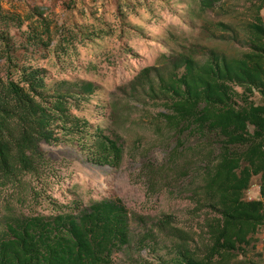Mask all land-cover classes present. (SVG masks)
<instances>
[{
    "label": "trees",
    "instance_id": "trees-1",
    "mask_svg": "<svg viewBox=\"0 0 264 264\" xmlns=\"http://www.w3.org/2000/svg\"><path fill=\"white\" fill-rule=\"evenodd\" d=\"M194 1L204 13L215 0ZM263 7L259 0L243 40L232 24L216 23L223 31L213 36L233 45L242 42V52L185 47L166 57L163 67L144 68L133 82L135 93L145 91L153 103H162L163 121L174 134H214L221 141L206 164L202 191L196 193L198 203L209 209L201 246L192 247L191 233L166 215L136 240L149 246L156 243L158 231L164 234L172 255L156 264H242L239 255L255 245V235L264 228ZM37 13L41 31L31 27L27 42L50 54L51 24L44 12ZM12 23L22 26L24 19L0 10V189H30L33 200L47 201L52 212L17 214L0 202V264H114L115 254L133 242L129 209L115 198L71 205L47 195L55 166L40 143L77 142L92 163L118 168L124 155L121 136L74 113L99 86L90 80L52 82L47 68L18 54L8 30ZM72 33L63 38L72 41ZM148 171L152 178L157 174ZM255 176L260 177V197L246 199ZM246 264L258 263L248 258Z\"/></svg>",
    "mask_w": 264,
    "mask_h": 264
},
{
    "label": "rangeland",
    "instance_id": "rangeland-1",
    "mask_svg": "<svg viewBox=\"0 0 264 264\" xmlns=\"http://www.w3.org/2000/svg\"><path fill=\"white\" fill-rule=\"evenodd\" d=\"M258 3L215 0L211 9L201 13L194 0H0V10L24 19L22 26H8L22 59L27 56L29 63L47 68L52 82L94 81L99 91L74 113L103 127L106 133L121 136L124 155L118 168L92 163L77 142L40 143L55 166L47 195L71 205L77 200L88 205L115 198L129 209L133 242L115 254L114 264H156L161 258L167 262L172 253L164 234L158 231L156 243L149 246L136 242L166 215H172L179 228L191 233L192 247L201 246L209 209L206 203H198L196 193L202 191L210 154L217 153L221 143L214 134H174L163 121L162 103H153L145 91L135 93L133 82L144 68L163 67L166 57L185 47L242 52V42L233 45L213 36L223 31L216 23L232 24L243 40L244 26L253 19ZM37 11L44 12L51 24L50 54L27 42L31 27L41 31ZM261 15L264 20V7ZM70 32L74 37L67 42L63 36ZM255 99L262 100L259 96ZM114 105L116 112L112 111ZM149 168L157 172L154 178ZM25 181L29 184L31 179ZM259 184L260 177H253L246 199L260 197ZM31 193L9 185L0 189V202L11 205L17 214H50L51 205L34 201ZM255 238V245L239 255L242 264L248 258L264 264V228Z\"/></svg>",
    "mask_w": 264,
    "mask_h": 264
}]
</instances>
